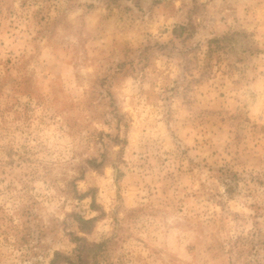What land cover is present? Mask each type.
Listing matches in <instances>:
<instances>
[{
    "label": "rangeland",
    "instance_id": "rangeland-1",
    "mask_svg": "<svg viewBox=\"0 0 264 264\" xmlns=\"http://www.w3.org/2000/svg\"><path fill=\"white\" fill-rule=\"evenodd\" d=\"M53 260L264 264V0H0V264Z\"/></svg>",
    "mask_w": 264,
    "mask_h": 264
},
{
    "label": "trees",
    "instance_id": "trees-1",
    "mask_svg": "<svg viewBox=\"0 0 264 264\" xmlns=\"http://www.w3.org/2000/svg\"><path fill=\"white\" fill-rule=\"evenodd\" d=\"M84 223V224H88L90 222H93V220H83V219H80V223ZM85 240L84 239H81V238H77L76 240V243H77V253L79 254L77 256L78 260H82L83 259V254L85 252V247H84V244H85ZM80 244V245H78ZM97 245H93V247H96ZM58 254L55 253V258ZM50 264H56L55 261L53 260Z\"/></svg>",
    "mask_w": 264,
    "mask_h": 264
}]
</instances>
